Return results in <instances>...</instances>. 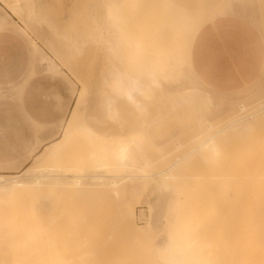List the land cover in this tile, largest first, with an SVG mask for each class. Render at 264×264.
I'll use <instances>...</instances> for the list:
<instances>
[{"label": "rangeland", "instance_id": "1", "mask_svg": "<svg viewBox=\"0 0 264 264\" xmlns=\"http://www.w3.org/2000/svg\"><path fill=\"white\" fill-rule=\"evenodd\" d=\"M225 17L247 20L264 42V0H0V18L21 27L15 31L30 47L34 41L31 49L37 59L33 66L41 67L31 69L22 84L27 86L41 74L56 80L60 90L51 96L53 104L48 98V104L44 101L42 106L29 108L24 85L0 87V106L11 112V121L5 127L0 124V175L31 169L34 154L42 149V136L48 132L55 136L50 141L60 138L75 102L80 109L70 126V140L58 143V152L39 162L35 173L85 164L92 167L98 159L107 162L103 182L114 176L126 182L121 176L141 172L142 162L160 171L195 147L172 167L174 176L161 182L164 187L136 179L116 190L91 183L83 191H53L43 184L34 189L29 185L32 190L28 192H1L0 206L5 207L0 209V264H241L226 252L234 235L233 223L228 222L234 194L229 192H234L232 183L239 178L242 184L247 180L241 173L251 165H256L250 167L252 174L264 176V111L257 115L255 126L253 122L255 129L246 132L253 135L255 156L245 157L253 146L246 133L239 136H245L248 145L230 133L217 135L206 145L200 142L238 114L240 104L251 108L264 101V64L255 80L232 91L209 88L190 64L196 34L204 25ZM45 54L57 65L55 71L41 60ZM112 69L147 83V95L124 101L117 82L109 77ZM62 93H67V100ZM106 97L114 101L109 110ZM46 114L55 121L47 120ZM120 142L129 145L124 166L116 157ZM237 173V180H232ZM163 189L169 191L174 208L172 213L166 209L170 214H164L157 230L149 227V220ZM42 200L47 202L46 209L31 211L35 205L41 207ZM63 207L67 211L62 213ZM127 208L132 214H121ZM143 227L148 228L144 233ZM158 239L165 240V250L156 246Z\"/></svg>", "mask_w": 264, "mask_h": 264}, {"label": "bare ground", "instance_id": "2", "mask_svg": "<svg viewBox=\"0 0 264 264\" xmlns=\"http://www.w3.org/2000/svg\"><path fill=\"white\" fill-rule=\"evenodd\" d=\"M0 26H13V27H16L18 29L21 28L17 24H15L14 21H10V20H7L5 18H0ZM32 42H33V44H31V45L33 46L34 45V41H32ZM46 56L41 55V60L47 63L48 69L55 71L57 65L51 62L52 59H51L50 56H47V57ZM149 76L151 77V75H149ZM109 77L117 82L118 90H119L118 92L121 95L120 97H122L124 101H127V102L128 101H131L132 102V101L135 100L136 97H138V96L141 97V96L147 95V93H148L147 90H149L148 89L149 87H148V84L147 83H145V82L137 79L135 76L126 75V74L124 75V74H122V72L119 69H112L110 71V73H109ZM77 98H78V96H77ZM260 98L261 97H259L258 99H260ZM79 99H80V97H79ZM79 99H78V101L80 102ZM104 101H105V105L108 108V110L111 109L112 106H113V102H114V101L112 102L111 97H106ZM256 102H257V100H256ZM239 108H240V110L239 109L238 110L240 112L238 114H236L235 116L234 115L233 116L231 115L229 117V119L227 120V123L225 125H223L222 127H220L217 130L215 129L216 131L211 136H209L207 139H205L204 141H202L200 143L202 145H206L210 141L212 142V140H214V138L217 135H220V134L223 135V133H224V135L229 134V133L232 134V135H234V136L235 135H238V136H235V138L237 137V139H239V137L241 138V136H239V135H241V134L245 135V133L247 132V130H249V131L254 130L255 129V127H254L255 126V121H257L256 120L257 119V115L259 113H261V112L264 111V101L259 100L251 108H246V105L240 104L239 105ZM79 109H80V104L78 102L73 103V106H72V108H71V110L69 112V115H68L67 119H66L67 120L66 121V129L63 132L61 131V136H60V138L58 140H54V141H49V142L43 143L41 151L34 154L36 161H35V165L33 167H31V169L29 167H27V168L23 169L22 171L18 172L16 175L9 176V177L7 175H0V193L1 192H3L4 194H7V193H10V194H12V193H19L18 191H20V190H21V192L24 189L25 190L26 189L32 190V189H34L33 187H40L41 185L43 186V184H47V186L50 189L52 188L53 191L54 190H65L67 192L68 191H80V190L83 191L91 183L100 184L99 186H105V187L111 188L113 190H116L117 187L120 186V184H124L126 182H128V183H131V182H134V181L136 182V179H139L140 181L141 180H151V181L154 182V184L157 187L158 186L159 187H161V186L164 187L165 186V182H163V183H161V182L162 181H165V180H167V179H169L171 177V175L173 174V172H171L172 171V167L174 165H176L178 162H180V161L184 160L185 158H187L195 150V147H194V149L192 148L191 151H189L188 153L184 154L182 157L176 159L168 168L166 167V169H163V170H160V171H155L154 172L155 169L153 170L154 167L151 168L150 163L142 162L141 163L142 170L140 168H138V171H141V172L137 173V170H136V173L135 174H132V173H127L126 174L125 173L124 175L121 176L122 178H124L126 180V182L122 180L123 183H122L121 179H117L116 180L115 178H117V177H115V176H114V178L112 177L113 179L112 178H109L110 180L108 179V181L103 182L105 180V176H106L103 173L104 172L103 170H105L103 168H105L104 166L107 165V162L105 161L106 162V164H105L104 162L97 161L98 159L95 160V162H94L95 165L93 163L92 164L93 165L92 167H87L89 165H86L85 164V165H82V166H74V167H68V168H63V167H61V168L60 167L59 168H54V169L51 168V172H49V173L48 172L47 173L46 172H43L41 170L40 171L38 170V172L35 173V171H37L35 169H38V163L41 162V161H43V160H46V158H48V157L54 156V154L56 152H58V148H59V144L58 143H60L61 141H63V143H64L67 140L68 134H69V130H70V126H71L72 121L74 120V118L79 113ZM236 109H237V107H236ZM249 110H252V112H250L248 114H244L246 111H249ZM230 111H234L235 112L234 109L233 110H230ZM234 112H232V113H234ZM260 117H261V115H260ZM253 122H254V126H252ZM206 126H207V128H211V129L214 128L210 124H206ZM207 130H209V129H207ZM249 133L248 134L246 133V135H247V139L246 140L247 141H249L250 139H254L253 138V135L251 137V134H249ZM253 134H254V132H253ZM248 135H250V136H248ZM245 136H243V137L245 138ZM68 140H70V138H68ZM259 140H260V138H259ZM75 141H76V139H75ZM245 141H244L243 144L246 145L248 142L247 141L245 142ZM253 142H254L253 140L252 141L251 140L249 141L250 144H252ZM256 142H258V141H256ZM262 143H264V142H262ZM175 145L178 147L180 144L179 143H175ZM255 146H256V143H255ZM197 147H200V144L198 146H196V148ZM209 147L212 148L211 145H209ZM242 147H243V145H242ZM253 148H254V145L253 146H250V152L247 149L249 153L248 154L246 153L245 154V157H246V155L249 156L250 154L251 155L254 154V156H255L256 151L254 149H256V147L254 149ZM260 149H262V148H260ZM82 150H83V148H82ZM128 150H129V145L127 143H125V142H120L119 143V146H118V149L116 150L117 152L115 151L116 152V157L118 158L117 159L118 162H120L123 166L126 164V160H127L126 157H127ZM252 150H253V152H252ZM215 151H217V150H215ZM215 151H214V154H215ZM237 153H235V154H237ZM34 156H33V158H34ZM256 158H257V156H256ZM105 160H106V158H105ZM244 160L245 159H243L242 161H244ZM250 160H253V159L250 158ZM81 161L84 163L83 160H81ZM250 162H248V163H250ZM244 163H246V162L244 161ZM256 163H257V161L255 162V164ZM253 164H254V162H253ZM108 165H110V164H108ZM248 166H250V165H248ZM252 166H254V165H251L250 167H252ZM120 167H122V166H120ZM242 167H241V169L243 170ZM250 167H249V171H247L246 173L243 171V174L241 173V177L247 179L242 184L241 182H243V180L241 179L242 180L241 181L240 178H239L240 183L242 184L241 186H239V184H238L239 180L236 179L237 176L239 177L238 174L241 171H239V173L236 174V177L233 178L231 176L232 177V180L233 179L234 180L235 179L237 180L236 182H237L238 185L236 184V182L235 183H232L233 186H232V184H230L232 186V190H234L235 193L233 191L232 192L231 191L229 192V193L234 194V198L231 199L232 200V203H231L232 204V206H231V214L229 215L230 219H228L229 220L228 222L229 223L230 222L233 223V225L231 223H230V225H232L233 228H234V235H233V240H230L229 241V244L227 245V247L229 248V251L227 250L226 252H228V254L230 252L229 256L234 258V262H237V261L240 262L241 261L240 262L241 264H264V193H263L264 190L262 192V188H261L262 185L260 183L261 180H259V179H262L261 182L264 183L263 182L264 178H262L264 176H262L263 174L261 176L259 174L256 175V172L254 174H252V172H251L252 170L250 169ZM257 167H260V165H258ZM261 167L264 168V164L263 163H262V166ZM261 167L258 168V169L262 172L263 169L261 170ZM39 168L42 169V167H39ZM128 168H130V167H128ZM44 169H47V168L45 167ZM32 170L33 171L35 170L33 174L30 173V171H32ZM259 172H257V173H259ZM255 175L257 176V178H256ZM172 176H174V175H172ZM258 177H260V178L258 179ZM118 178H119V175H118ZM251 178L254 179V181L251 180ZM255 179H258V180H256V181H258V183L255 182ZM145 184H147V183H145ZM29 185H31V187L33 186L32 189L29 188L30 187ZM144 186H146V185H144ZM234 186H236V188H234ZM230 187H229V189H230ZM35 189H37V188H35ZM166 189H163V192L159 195V197L161 199L157 198V200L159 199L161 202H158L159 200L157 202L155 201L156 203L154 204V207L156 205H158V207L156 206V209L155 210H154V207H153V210H154V213H153L154 215L152 214L153 217L149 215L150 217H152V219L149 220L150 221V226L149 227H152V226L158 227V228H156L157 230L159 229L160 225H162L161 222H162V218H163L164 214L166 212H167L166 213L167 215H168L169 212L172 213V210L174 208L173 207V203L171 205V202L169 201L170 199L168 198L169 191H166ZM25 190H24V192H25ZM26 191L28 192V190H26ZM50 191H52V190H50ZM24 195H26V194H24ZM106 197H107V195H106ZM229 197L230 196H228V198ZM25 198H26V200H28L27 199V196ZM225 198H227V197H225ZM12 200L15 201L14 199H12ZM26 200L24 202H26ZM34 200H35V197H34ZM13 201H10V202H13ZM45 202H46V200H45ZM45 202H44V200H42V203H44V204H42L41 207L38 204L39 202H36V204H38L39 206H36L35 205L34 208L32 207L33 209L31 208V211L35 212V211L38 210L40 212L39 209L45 210L46 209L45 207H46V204H47V202H46V204H45ZM19 203H22V202H19ZM9 204H11V203H9ZM16 204H18V203H16ZM2 205L3 206L2 207L0 206L1 207L0 209H2L3 207H5L4 204H2ZM22 205H23V203H22ZM26 206H28V205L26 204ZM65 206L67 207V205H65ZM68 206H70V205H68ZM24 207H21V208H24ZM225 207H226V205H225ZM15 209L13 208V214L15 212ZM166 209H169V212L166 211ZM28 210H27V212H28ZM3 211L1 210L2 214L6 213V212L3 213ZM47 211H48V209H47ZM50 211L51 210L49 209V212ZM64 211H67V208L63 207L62 213ZM72 211H73V209H72ZM23 212H25V210ZM66 214H68V213H66ZM121 214H123V215H125V214L130 215L132 213L129 212V210L127 208L126 210H123ZM91 221H93V219ZM167 222H168V220H167ZM148 224H149V222H148ZM133 226H134V224H133ZM147 227H145V228L143 227L141 229L142 233L146 232V230L148 229ZM163 239H164V237H163ZM163 239H162V241L160 240V242H159V239H158L157 242H158L159 246L158 245H156V246L158 248L159 247H161V248L163 247L162 249L165 250L167 248L166 245L167 244L169 245L170 241L169 240H166V238H165V240L167 241V244L164 246L165 240L163 241ZM157 242H156V244H157ZM228 248H226V249H228ZM167 251H169V250H167Z\"/></svg>", "mask_w": 264, "mask_h": 264}, {"label": "crops", "instance_id": "3", "mask_svg": "<svg viewBox=\"0 0 264 264\" xmlns=\"http://www.w3.org/2000/svg\"><path fill=\"white\" fill-rule=\"evenodd\" d=\"M15 30L18 28L0 26V87L12 84L25 86L26 82L22 83L30 70L41 69L38 65L33 66L37 56L32 54L26 38ZM190 64L195 74L209 88L218 91L236 90L249 84L260 74L264 64L262 36L245 19L236 17L217 19L204 25L196 34L190 48ZM59 92L56 80L43 77L41 74L39 77L35 76L25 86L26 106L29 108L42 106L44 101L48 104V98L53 104L51 96ZM62 98L67 100V93L65 95L62 93ZM9 114L11 112L0 106V124L4 127L11 121ZM52 114L57 116V112ZM48 117L47 120L50 122L55 121L53 117ZM42 137L45 138L44 143L55 138L50 137L48 132Z\"/></svg>", "mask_w": 264, "mask_h": 264}]
</instances>
